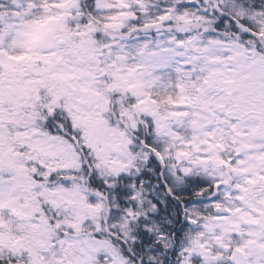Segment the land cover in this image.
Here are the masks:
<instances>
[{"label":"snow or ice","instance_id":"snow-or-ice-1","mask_svg":"<svg viewBox=\"0 0 264 264\" xmlns=\"http://www.w3.org/2000/svg\"><path fill=\"white\" fill-rule=\"evenodd\" d=\"M0 264H264V0H0Z\"/></svg>","mask_w":264,"mask_h":264}]
</instances>
